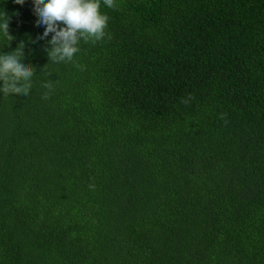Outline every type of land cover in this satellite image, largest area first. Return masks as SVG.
Here are the masks:
<instances>
[{"label": "trees", "instance_id": "16d2710c", "mask_svg": "<svg viewBox=\"0 0 264 264\" xmlns=\"http://www.w3.org/2000/svg\"><path fill=\"white\" fill-rule=\"evenodd\" d=\"M117 4L50 63L33 0H0L37 70L0 92V264H264V0Z\"/></svg>", "mask_w": 264, "mask_h": 264}, {"label": "clouds", "instance_id": "9594fccd", "mask_svg": "<svg viewBox=\"0 0 264 264\" xmlns=\"http://www.w3.org/2000/svg\"><path fill=\"white\" fill-rule=\"evenodd\" d=\"M14 2L23 5L25 0ZM33 3L34 13L38 16L37 25L45 26L43 35L37 39L43 40L53 34L48 41L50 47L45 49L50 63L73 62L76 54L81 51V41L85 44H96L105 38H113L107 31L109 17L101 11V0H33ZM103 5L111 9L119 7L117 0H103ZM10 19L6 12L0 14V33L13 41L14 37L9 32ZM24 48L25 43L21 42L14 51L0 54V81H3L0 92L5 96L22 94L28 97L33 87L32 79L37 70L31 64L25 63ZM75 66L82 67L79 64ZM41 86L48 90L42 98L50 99L55 90L53 82L48 80ZM192 98L189 94L181 103L187 105ZM226 116V113L220 115L225 124L228 123ZM89 188L94 190L95 185L90 184Z\"/></svg>", "mask_w": 264, "mask_h": 264}]
</instances>
